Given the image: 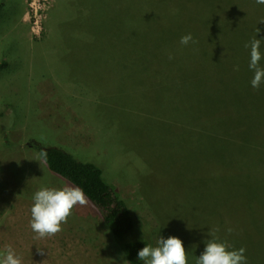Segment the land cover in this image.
<instances>
[{
    "label": "rangeland",
    "instance_id": "obj_1",
    "mask_svg": "<svg viewBox=\"0 0 264 264\" xmlns=\"http://www.w3.org/2000/svg\"><path fill=\"white\" fill-rule=\"evenodd\" d=\"M248 1L253 2L240 1L239 5L244 7ZM68 2L0 0V61L7 62L0 69V258L6 245H11L23 264H124L100 212L90 201L86 207L73 209L62 232L34 239L36 234L30 227L34 193L42 187L59 189L71 185L48 169L39 149L61 147L73 151L81 160L99 165L104 178L118 188L149 231L156 247L159 237L167 239L168 234L141 195L145 166L137 155L146 132L161 142L167 155L176 158L186 150L185 135L193 123L179 111L183 107L191 110L192 100L177 104L180 92L176 89L174 96L175 88H165L164 80L162 92L158 82L144 76L146 67L134 74L136 65L126 71L122 62L117 65L111 58H104V53L97 54L100 51L93 45L101 43L96 37L99 34L93 31L89 36L86 13L69 9ZM79 16L82 20H78ZM106 29L107 26L103 31ZM219 34L216 31L209 35L203 45L218 59L225 54L232 57L231 48ZM149 48L152 54L155 49ZM182 50L177 48L178 52ZM152 66L150 72L159 67L157 62ZM222 75L220 66L206 63L188 82H216L213 80ZM162 121L169 126L161 125ZM129 143L133 148L128 150ZM187 158L185 155L179 162H170V171L181 168ZM176 177L177 172L173 182ZM190 196L187 205L195 204L200 194ZM171 215L173 236L183 241L187 262L195 264L199 249L205 245L201 239L180 234L176 227L184 229L185 224L174 213ZM253 232L250 244L244 247L248 264H264V216L254 224ZM37 247L43 249V255Z\"/></svg>",
    "mask_w": 264,
    "mask_h": 264
},
{
    "label": "trees",
    "instance_id": "obj_2",
    "mask_svg": "<svg viewBox=\"0 0 264 264\" xmlns=\"http://www.w3.org/2000/svg\"><path fill=\"white\" fill-rule=\"evenodd\" d=\"M240 1L245 0H70L67 6L82 15L86 13L89 36L93 31L99 34L96 37L101 43L93 45V49L100 51L97 54L104 53V58H111L117 65L122 62L126 71L136 65L134 74L146 67L144 76L158 82L162 92L165 88H175L174 96L180 92L177 104L192 100L191 110L183 107L179 111L193 123L185 135L186 150L176 154V158L167 155L161 142L157 143L146 132L138 155L134 152L145 166L141 195L168 237L174 235V213L185 224L184 229L176 227L180 234L201 239L204 245L215 238L225 242L230 250L248 246L254 224L264 216V84L259 89L252 88L250 47L244 46L255 37L264 40V22H260L264 20V5L255 6L253 0L241 7ZM78 20L82 18L79 16ZM216 31L220 32L219 38H225L232 57L225 54L218 59L203 45L202 41ZM189 33L197 43L182 46L181 37ZM149 47L155 49L152 54ZM177 48L187 51L178 52ZM261 52L264 53V41ZM155 62L159 67L150 72L149 66L153 69ZM206 63L220 66L221 78L191 85V75ZM6 66L7 62L1 60L0 69ZM260 66L264 68V59ZM161 125L169 126L167 121ZM127 146L128 150L133 148L130 143ZM72 152L61 147L39 149L40 157L46 154V159H41L50 171L84 190L100 212L123 260L143 264L138 251L145 245L153 247L149 231L118 188L104 178L103 169ZM185 155L188 158L184 165L171 172L170 162H179ZM196 194H200L196 203L187 205L188 197L192 199L190 195ZM229 228L233 230L231 234ZM202 248L205 246L198 255Z\"/></svg>",
    "mask_w": 264,
    "mask_h": 264
},
{
    "label": "clouds",
    "instance_id": "obj_3",
    "mask_svg": "<svg viewBox=\"0 0 264 264\" xmlns=\"http://www.w3.org/2000/svg\"><path fill=\"white\" fill-rule=\"evenodd\" d=\"M255 3L264 5V0H255ZM259 31L257 29V33ZM262 41L264 40L255 37L244 45L245 48L250 47L248 67L254 72L251 80V86L254 89H259L261 84H264V68L260 66V61L264 59V53L261 52ZM190 43H197L190 33L181 37L182 46H188ZM172 58L170 55L169 59ZM41 157L46 159V154L42 153ZM88 204L89 199L79 186L65 185L59 189L42 187L34 193L33 205L30 209V227L36 234L34 239L49 238L59 234L63 230V224H66L73 214V209L76 206L86 207ZM227 231L231 234L233 230L229 228ZM37 251L43 255L42 248L37 247ZM245 252L246 249L243 247L238 250H229L225 242L212 238L205 242L203 252L196 258V264H248ZM138 259L143 264H187V251L180 238L159 237L158 246L145 245L138 251ZM0 264H23V261L11 245H6ZM124 264H131V262L125 260Z\"/></svg>",
    "mask_w": 264,
    "mask_h": 264
},
{
    "label": "built area",
    "instance_id": "obj_4",
    "mask_svg": "<svg viewBox=\"0 0 264 264\" xmlns=\"http://www.w3.org/2000/svg\"><path fill=\"white\" fill-rule=\"evenodd\" d=\"M36 13H37V10L34 9V18L36 19V20H35V23H37V17H35V16H36ZM36 26H37V25H36ZM32 30H33V29H32Z\"/></svg>",
    "mask_w": 264,
    "mask_h": 264
},
{
    "label": "water",
    "instance_id": "obj_5",
    "mask_svg": "<svg viewBox=\"0 0 264 264\" xmlns=\"http://www.w3.org/2000/svg\"><path fill=\"white\" fill-rule=\"evenodd\" d=\"M43 148H47V147H43Z\"/></svg>",
    "mask_w": 264,
    "mask_h": 264
},
{
    "label": "crops",
    "instance_id": "obj_6",
    "mask_svg": "<svg viewBox=\"0 0 264 264\" xmlns=\"http://www.w3.org/2000/svg\"><path fill=\"white\" fill-rule=\"evenodd\" d=\"M23 4H24V1H23Z\"/></svg>",
    "mask_w": 264,
    "mask_h": 264
}]
</instances>
